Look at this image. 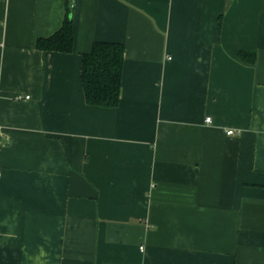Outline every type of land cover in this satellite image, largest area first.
Masks as SVG:
<instances>
[{
  "label": "crops",
  "instance_id": "1",
  "mask_svg": "<svg viewBox=\"0 0 264 264\" xmlns=\"http://www.w3.org/2000/svg\"><path fill=\"white\" fill-rule=\"evenodd\" d=\"M65 2L0 0V264H264V0H71L42 52ZM101 40L112 108L81 81Z\"/></svg>",
  "mask_w": 264,
  "mask_h": 264
},
{
  "label": "trees",
  "instance_id": "2",
  "mask_svg": "<svg viewBox=\"0 0 264 264\" xmlns=\"http://www.w3.org/2000/svg\"><path fill=\"white\" fill-rule=\"evenodd\" d=\"M71 0L65 2V15L61 27L52 35L37 39L36 46L43 51L71 52L74 45ZM238 58L253 64L255 51H240ZM125 60L123 43L96 41L89 52L83 54L81 81L89 105L112 108L118 106Z\"/></svg>",
  "mask_w": 264,
  "mask_h": 264
},
{
  "label": "built area",
  "instance_id": "3",
  "mask_svg": "<svg viewBox=\"0 0 264 264\" xmlns=\"http://www.w3.org/2000/svg\"><path fill=\"white\" fill-rule=\"evenodd\" d=\"M26 98L28 99L29 96H27ZM206 122H207V123H211V117H207V118H206ZM227 132H228V134H230V135H231V133H232V134L235 133L234 130H229V131H227Z\"/></svg>",
  "mask_w": 264,
  "mask_h": 264
}]
</instances>
